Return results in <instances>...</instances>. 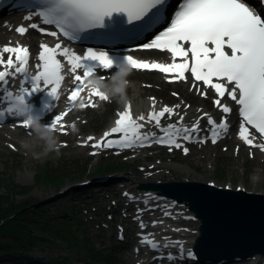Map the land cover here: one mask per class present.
Returning a JSON list of instances; mask_svg holds the SVG:
<instances>
[{"label": "snow or ice", "instance_id": "snow-or-ice-1", "mask_svg": "<svg viewBox=\"0 0 264 264\" xmlns=\"http://www.w3.org/2000/svg\"><path fill=\"white\" fill-rule=\"evenodd\" d=\"M165 6V0H36V7L39 9L36 15L43 18L44 24L54 25L60 34L75 41L80 39V33L103 27L105 17L111 18L114 13H125L129 24L144 21L154 14L156 22L167 20L168 17L163 12ZM31 27L34 29L39 27L41 33L45 32L42 26L33 24ZM16 30L21 34L27 31L23 26ZM48 34L53 37L58 35L56 31ZM39 48L35 75L30 74L28 70L30 59L28 47L5 46L0 52V64L5 63L3 54H9L6 60L9 70L0 71V88L5 90L0 102L4 100L8 102V107L0 110V121L7 112L22 118L21 126L29 128L28 118L31 115L26 114L28 107L25 96L43 88L48 89L56 99L59 98L58 89L65 76L62 75L64 65L57 59L58 55L66 58L71 66L74 81L81 82L73 84L69 96L71 102L76 100L83 89L84 78L96 75L98 69L111 71L117 66L108 51H96L92 47H89L84 55H77L68 48H62L60 43L54 47L40 44ZM142 48L167 50L171 53L173 63L150 64L134 59L131 55H124L123 62L134 69H156L161 73L175 74L172 77L175 80H184L185 73H190L194 81L202 82L207 88L214 90L216 98L213 103L221 110V119L217 122L210 114L205 113L190 127H178L184 120L183 116H180L176 123L162 125L161 118L166 113L171 117L174 114L173 108L165 106L158 112L153 110L134 117L131 106L128 105L125 110L118 113L115 126L105 131L101 139L92 145L94 148H130L147 142L181 148L178 138L184 141L196 139L199 142L211 139L215 144L229 131L228 116L233 112V108L224 103V99H230L238 106V117L241 118L240 138L246 145L264 151V143L257 144L255 136H250L251 129L264 141V18H261V15L254 12L243 0H182L168 27L159 32L150 43H144ZM13 53L15 61L11 55ZM176 57H181L182 61L175 62ZM78 69H83V76L76 74ZM9 76L13 79L17 76L21 78L18 94L14 95L7 90ZM26 83L28 87L24 86ZM196 90L201 95H206L201 89ZM90 95H95L103 101L108 100L99 89L92 90ZM91 106L95 107V104ZM81 107L84 105L81 104ZM64 115L65 113L56 115L49 124L53 130ZM205 116L209 127L201 129L200 120ZM146 119L154 121V126L162 134L140 131L144 125L138 121ZM61 127L63 128V125ZM204 132L207 134L202 135ZM113 134H119L118 138H111ZM94 139L92 136L87 137L88 141ZM183 151L187 154L189 149L185 147ZM156 223L153 221L154 225ZM139 226L141 229L146 227L143 221H140ZM141 242L154 250L170 247L169 244L157 243L148 235H141ZM176 247L177 256H173L171 252L167 255V259L173 262L177 258H184L183 247L181 245ZM192 255L191 252L187 253V257Z\"/></svg>", "mask_w": 264, "mask_h": 264}, {"label": "rangeland", "instance_id": "rangeland-1", "mask_svg": "<svg viewBox=\"0 0 264 264\" xmlns=\"http://www.w3.org/2000/svg\"><path fill=\"white\" fill-rule=\"evenodd\" d=\"M197 103H199V100L196 101ZM6 142L7 140L0 141V199L12 201L25 208V210L27 209L22 220L27 224L31 223L34 227L41 224L34 222L38 217L33 215L32 211L39 214H50L58 224L63 222L60 220L64 216H69L73 221L72 223H76L77 230L87 238L85 240L92 243L95 242L98 247L111 250L112 255L108 256L107 264H133L132 259L126 256L128 250L117 244L115 234L117 221L115 219L110 221L107 218L108 212H111L109 210L112 209V201L116 198L113 193L116 192L99 190L91 195L82 197L88 193V188L82 182L86 181L87 178H91L92 175H97L94 174L95 172L100 173L95 168L104 158L90 160L89 158L91 157L85 151H80L79 153L72 150L52 151L45 155L43 154V149H41L36 150L38 155H35L31 149L12 151L6 146ZM214 149L216 151L212 158L214 167L210 169L205 166V160L197 158V156L202 154L201 152L187 157H182L178 154L158 153L155 156L156 160L163 162L159 161V166L156 169L146 172L149 174L148 180L197 179L195 176L198 172L201 175H205L206 179H225L221 182L228 181L232 185L237 181H244L248 189L252 188L251 173L257 164L261 166H264V164L258 160L253 161L254 159H250L245 151L237 154L238 158H235L233 151L219 154L220 150L218 148ZM244 157L247 158L245 164L247 171L245 170L242 173L244 167L240 165V162H243L242 159ZM168 159L187 163L192 169L183 170L185 168L184 165L178 167L177 165L180 164L171 163L170 161L168 163L165 162ZM219 160L221 163H219ZM231 162H234V165H231ZM135 164L131 168L133 170L136 168L137 172L142 176L145 174L143 171L147 170L149 165H154L155 163L142 157L140 162L137 163L138 165ZM54 166L60 169L59 177L55 179L53 178L55 175L52 177L48 175L49 171L55 168ZM125 170L129 172V169ZM220 171L224 174L218 175L217 173ZM22 173H24L25 177L19 176ZM43 174H45L46 178H41ZM129 174L130 176L132 175V173ZM227 175L231 177H227ZM78 183H80V186L76 185ZM257 190L264 192V181L254 191ZM116 195L118 196L117 193ZM42 206L47 207L39 209ZM194 223L188 222V225L195 227L196 224ZM29 226L22 227L26 229ZM33 226L31 230L20 232L21 235L19 234L22 236V240L26 242L24 244H28L30 247L23 248L18 242H15L16 245L11 247V249H16L15 252L10 256L0 255L2 262H5L6 258L15 259L12 257L14 254L16 256L23 254L20 264L30 261L28 264H38L32 261L35 259L41 260V264H50L56 258H60L61 264H84L78 252L66 244L61 237L54 236L53 240L46 241L38 237L35 239L31 232H35L36 235L42 232L37 231ZM50 231L54 232L53 230ZM62 233L65 232L62 231ZM56 235L61 236L62 234L58 231ZM17 240L19 241L20 239ZM4 248L0 247V249Z\"/></svg>", "mask_w": 264, "mask_h": 264}, {"label": "water", "instance_id": "water-1", "mask_svg": "<svg viewBox=\"0 0 264 264\" xmlns=\"http://www.w3.org/2000/svg\"><path fill=\"white\" fill-rule=\"evenodd\" d=\"M162 192L187 199L201 218L194 249L205 247L218 255L264 253V197L234 193L200 182L175 183Z\"/></svg>", "mask_w": 264, "mask_h": 264}, {"label": "clouds", "instance_id": "clouds-1", "mask_svg": "<svg viewBox=\"0 0 264 264\" xmlns=\"http://www.w3.org/2000/svg\"><path fill=\"white\" fill-rule=\"evenodd\" d=\"M132 72V67L126 62H121L115 67V71L107 80L93 75L88 77L86 87L89 90L99 89L109 100H115L118 104L127 105L130 102L127 89L130 87L128 77ZM29 119V128L37 141L43 144V154L58 150V141L54 130L49 124L42 123L39 119L31 116ZM22 146L30 149L33 144L29 141H22Z\"/></svg>", "mask_w": 264, "mask_h": 264}, {"label": "bare ground", "instance_id": "bare-ground-1", "mask_svg": "<svg viewBox=\"0 0 264 264\" xmlns=\"http://www.w3.org/2000/svg\"><path fill=\"white\" fill-rule=\"evenodd\" d=\"M0 34H6V36H11L13 40H17L18 39L20 41H23L24 43H29L31 46L33 45V40L32 39H37V37H38V36L35 37V34H37V33L35 31H33V30L27 31L26 34H24V35H19V34H16V33H10L9 34V33L6 32L5 28H3L1 26V23H0ZM0 40H3V38H0ZM133 70H137V69H133ZM135 90H136V88H135ZM138 90H140V88ZM130 99L132 101L133 109L135 111H139V110L145 108L146 105H147V98H145V99L144 98H140L139 100H135L134 96H130ZM195 109H196V107H190L189 109H187V113H192V112L195 111ZM15 136H18V137H21V138L25 137V136L19 135V134H16ZM25 140L29 141V142H32L33 139L32 138H25ZM232 151H233V149H232ZM205 152L206 153L202 154V156L206 157L207 161H209L211 159L212 155L215 153V151L213 149V146H207V150H205ZM259 155H263V154H261V153L259 154V152H258L257 156L260 157ZM176 164H178V163H176ZM210 166H212V165H210ZM185 167H187V165H185ZM251 175H252V177H251V186H252V189L255 190L258 186H260V184H262V181H263V178H264V166H260L259 164H257L254 167V170L251 173ZM19 176L20 177H25L24 173L19 174ZM205 177L206 176H202L200 174H197V178L206 180ZM207 180L210 181L211 179H207ZM215 183L216 184H220V185L229 184L230 186H232V184L230 182H225V183L222 184V183H218V182L215 181ZM238 184L241 185V186H244L240 182ZM259 256L260 255H254L253 257L244 260L245 262H243L241 260L242 263H240V264H254L256 261L259 262V260H260V259H258ZM32 261L38 263V260H36V259L32 260ZM30 262H28V263H30ZM5 263H7V262L5 261ZM28 263H25V264H28ZM9 264H11V263L9 262Z\"/></svg>", "mask_w": 264, "mask_h": 264}, {"label": "trees", "instance_id": "trees-1", "mask_svg": "<svg viewBox=\"0 0 264 264\" xmlns=\"http://www.w3.org/2000/svg\"><path fill=\"white\" fill-rule=\"evenodd\" d=\"M2 200L0 199V205L2 204ZM22 206L9 202L7 204V207H0V228H5V232L10 235V237H14V240L18 242L17 239H22V236H20V232H27L28 230L32 229L31 223H25L23 219L24 215L19 214L17 210L21 208ZM24 212V210H23ZM22 212V213H23ZM11 216V217H9ZM30 225L28 228H23L22 226ZM39 230H41L38 235L35 234V232H31V234H34V238H44L45 235H52L54 236L55 233H48L49 228L45 226H37ZM18 232V233H17ZM20 234V235H19ZM73 245L77 246L78 248H81L84 252L85 256H91L94 251L85 245L83 242H81L80 239H74L73 241H70ZM20 243L21 240H20ZM23 244H20L22 246Z\"/></svg>", "mask_w": 264, "mask_h": 264}]
</instances>
